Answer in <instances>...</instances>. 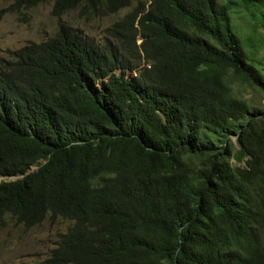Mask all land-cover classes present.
<instances>
[{"label":"trees","instance_id":"obj_1","mask_svg":"<svg viewBox=\"0 0 264 264\" xmlns=\"http://www.w3.org/2000/svg\"><path fill=\"white\" fill-rule=\"evenodd\" d=\"M263 5L53 0L55 34L0 57V228L70 220L36 264H264L263 112L230 86L264 92L230 16ZM126 7L100 40L61 19Z\"/></svg>","mask_w":264,"mask_h":264},{"label":"rangeland","instance_id":"obj_2","mask_svg":"<svg viewBox=\"0 0 264 264\" xmlns=\"http://www.w3.org/2000/svg\"><path fill=\"white\" fill-rule=\"evenodd\" d=\"M11 2L0 0V57L8 56L9 50H15L29 41L38 42L53 36L58 26L57 19L51 14L53 0L42 2L22 13L2 11ZM130 8H123L113 14L102 9L96 18L89 20L81 18L78 11L73 9L67 11L61 19L100 40L106 34L105 29ZM260 9L264 12V5ZM230 16L245 50L247 53L252 52V58L259 62L264 71V19L259 17V13L252 17L242 8H235ZM230 86L234 96L246 100L251 107L263 112L261 118L264 121V92L234 79ZM230 138L236 150L238 146L235 135L232 134ZM244 160L230 159L233 165L240 166L244 165ZM70 223L68 219L51 220L47 217L40 224L25 228L9 222L0 228V264H36L55 246L59 233L64 232Z\"/></svg>","mask_w":264,"mask_h":264},{"label":"water","instance_id":"obj_3","mask_svg":"<svg viewBox=\"0 0 264 264\" xmlns=\"http://www.w3.org/2000/svg\"><path fill=\"white\" fill-rule=\"evenodd\" d=\"M233 135H235V137H237V134H233ZM36 168V166H32L27 172H30V171H32V170H34ZM26 172V173H27ZM23 176V174H21V175H9V176H7L6 178L8 179V180H15V179H18V178H20V177H22ZM1 178V177H0Z\"/></svg>","mask_w":264,"mask_h":264},{"label":"clouds","instance_id":"obj_4","mask_svg":"<svg viewBox=\"0 0 264 264\" xmlns=\"http://www.w3.org/2000/svg\"><path fill=\"white\" fill-rule=\"evenodd\" d=\"M126 8H127V7H126ZM130 9H131V8H130ZM121 10H122V9H121ZM119 11H120V10H119ZM119 11H118V12H119ZM116 13H117V12H116ZM109 14H110V13H109ZM112 14H113V13H112ZM123 16H124V15H123ZM123 16H122V17H123ZM122 17H121V18H122ZM119 19H120V18H119ZM119 19H118V20H119ZM114 22H115V21H114ZM111 24H112V23H111ZM111 24H110V25H111ZM87 35H88V34H87ZM105 35H106V34H105ZM105 35H104V36H105ZM104 36H103V37H104ZM92 37H93V36H92ZM136 37H137V43H139L140 40H141V38H140L139 35H137ZM94 38H95V37H94ZM95 39H96V38H95ZM138 39H140L139 42H138ZM97 40H98V39H97ZM8 56H9V53H8ZM8 56H6V57H8ZM55 245H56V244H55Z\"/></svg>","mask_w":264,"mask_h":264}]
</instances>
